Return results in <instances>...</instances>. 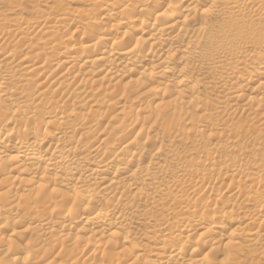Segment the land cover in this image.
Listing matches in <instances>:
<instances>
[{"label": "bare ground", "instance_id": "6f19581e", "mask_svg": "<svg viewBox=\"0 0 264 264\" xmlns=\"http://www.w3.org/2000/svg\"><path fill=\"white\" fill-rule=\"evenodd\" d=\"M0 264H264V0H0Z\"/></svg>", "mask_w": 264, "mask_h": 264}]
</instances>
